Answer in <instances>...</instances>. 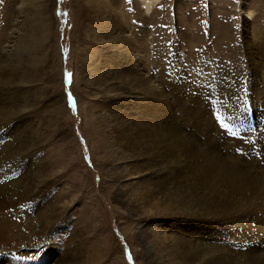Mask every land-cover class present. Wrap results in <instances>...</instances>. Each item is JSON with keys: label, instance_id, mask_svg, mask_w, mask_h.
<instances>
[{"label": "bare ground", "instance_id": "6f19581e", "mask_svg": "<svg viewBox=\"0 0 264 264\" xmlns=\"http://www.w3.org/2000/svg\"><path fill=\"white\" fill-rule=\"evenodd\" d=\"M82 1L94 7L104 23L91 32V40L97 45L92 53L86 54L83 45L71 49V57L76 59L75 84L85 74L90 85H99L104 95L99 102L109 106L104 109V115L107 113L108 125L113 128L119 166L130 177L126 183L143 185L147 198L159 208L165 199L181 195V204L167 206L170 213L163 210L164 220L171 221L160 227L165 235L164 251L170 258L169 264H264V183L260 188L248 176L239 179L240 168L251 166L261 169L253 177L264 182V132L257 139L243 135L232 141L228 137L232 138L234 133L215 122L211 109L214 99L223 101L216 108L224 109L220 123L227 126L236 121L248 122L247 115L242 114V98L246 97L252 104L262 102L264 106V24L257 13L258 1L243 0L239 5L246 13L240 20L244 36L241 49L253 72L252 82L248 84L250 92L246 86L243 89L242 79L229 77L228 70L225 73L221 68L218 70L221 60L195 51L196 43H201L195 33L189 35L191 44L195 45L190 44L187 52L180 54L174 50L166 55L168 35L155 23L156 8L162 0H134V8L125 0ZM210 1L215 3L210 6L213 15L224 12L233 16L232 8L238 6L237 0ZM188 2L175 0L172 4L178 19L191 28L193 14ZM12 4L17 7L11 13L15 19L11 25L14 36L7 44L5 57L14 54L23 65L33 55L39 33L47 64L55 37L53 16L49 11L47 17L36 21L35 14L36 26L31 29L27 0H12ZM229 5L231 10L227 9ZM78 17L75 11L76 25ZM213 22L219 33L217 45L220 39H233L219 20ZM19 24L23 35L15 37ZM2 44L0 38V49L5 45ZM88 69L92 73L87 74ZM0 74L5 75L3 71ZM206 86L216 93L212 94ZM4 89L9 88L0 90L1 96L9 93ZM2 111L4 108H0ZM190 113L195 115L190 117ZM25 117L22 115V119ZM6 123L7 129L0 135L1 145L7 140L5 134L15 127L14 123ZM195 132L197 143L190 137ZM25 174L21 169L17 178L11 179L7 171L3 175L0 169V207H3L0 264L62 263L79 237L75 231L68 233L64 225L59 227L60 223L67 224L64 211H44L51 206L48 194L55 186L46 174L43 181H36L35 175L29 177L26 190L35 187L30 196L5 190L11 181ZM193 193L198 196L197 202L192 198ZM47 239L52 240L51 245L43 244ZM13 250H20L15 258L21 261L11 258ZM51 250H59V257L49 253ZM28 257L37 260L28 262Z\"/></svg>", "mask_w": 264, "mask_h": 264}, {"label": "rangeland", "instance_id": "374dc122", "mask_svg": "<svg viewBox=\"0 0 264 264\" xmlns=\"http://www.w3.org/2000/svg\"><path fill=\"white\" fill-rule=\"evenodd\" d=\"M174 1L162 0L156 8L155 23L161 31L166 32L169 39L166 42L169 46L166 55H171L174 50L180 54L187 52L190 46L195 45L191 44L189 35L195 33L201 41L196 43L195 51L202 53L204 57L221 60L218 70L221 68L223 73L230 71L229 77L242 79L243 89H246L245 86L248 89L253 72L249 59L241 49L244 36L240 20L246 16L240 7L243 0L236 1L238 6L232 8L235 13L233 16L224 12L211 14L210 6L215 3L210 0H185L192 7L193 16L189 22L191 28L178 19L172 4ZM255 1L261 5L257 13H260L259 20L263 25L264 0ZM125 2L134 8V0ZM27 3L28 18L32 17L31 29L36 26L33 22L35 14L36 21H39L47 17L50 11L55 37L47 64L43 59L47 53L40 46L42 42L39 33L36 39L40 44L34 46L33 55L23 65L17 62L22 60L14 54L5 57L7 44L14 36V33L11 34V25L15 23V19L11 18L12 9L20 7V3L15 7L12 0H0V38L5 44L0 49V72L5 73L4 76L0 74V90L9 88L4 89L9 92L7 95H0V108H4L0 113V135L7 129L6 122L14 123L15 126L10 133L5 134L7 140L0 144L4 147L0 149V169L3 175L7 171L11 179L17 178L21 169L26 171L20 179L11 181L5 190H17L30 196L35 191V187L30 191L26 190L30 176L35 175L36 181H43L46 174L53 180L55 186L48 194L51 206L44 211H64L63 218L67 224L60 223L59 227L64 225L68 233L75 231L79 237L78 242L69 250L68 258L59 264H138V261L140 264H169L170 258L164 251L165 235L160 227H165L166 222L171 221L164 220L163 210L173 203L181 204V195L170 197V201L165 199L162 209L147 198L143 185L129 184L131 181L126 183L130 177L119 166V152L113 145V128L108 125L107 113L104 115V109L109 106L99 102L104 97L99 85L93 83V78V84L90 85L85 74L78 84L74 81L76 59L71 57V49L76 45H83L86 54L93 52V47L97 45L90 35L96 28H101L104 23L102 16L82 0H27ZM228 7L231 10V6ZM75 11L79 16L77 25L74 20ZM214 19L228 29L223 28L233 39H220L219 45L216 44L219 33L214 29ZM19 26L20 24L16 28L15 37L23 35ZM238 49L241 51L237 52ZM14 51L17 52L16 49ZM89 72L92 73L88 69L87 74ZM66 73H72L70 85L65 82ZM207 89L212 94L216 93L209 87ZM68 92L72 93L75 100V109L67 102ZM82 99L84 100L81 101ZM242 99L246 101L242 102V114L247 115L248 122L236 121L227 126L220 123L225 114L224 109L216 108L223 101L214 99L211 104L215 122L224 126L229 133H234L232 138L228 137L232 141L243 135H251L257 139L264 132L262 102L256 101L253 106L246 97ZM192 102L188 104L191 105ZM112 108L113 106L108 111ZM193 113L188 115L191 117L195 115ZM22 115L26 117L22 119ZM185 133L187 134V129ZM193 134L190 137L197 143V133L195 132V136ZM260 172L261 169L243 166L240 168L239 179L248 176L261 188L264 182L253 177ZM207 182L211 183V180ZM124 185L127 187H123ZM193 195L192 198L197 202V194ZM2 209L0 207V211ZM0 220L2 221L1 218ZM51 242V239H47L43 244L51 245ZM36 247L39 248V245ZM59 249L64 253L63 247ZM19 253L20 250H13L11 258L21 261L15 258ZM49 253L59 257V250H51ZM129 255L132 257L131 261L128 259ZM35 260L37 259L28 257V262Z\"/></svg>", "mask_w": 264, "mask_h": 264}, {"label": "snow or ice", "instance_id": "6c2138e0", "mask_svg": "<svg viewBox=\"0 0 264 264\" xmlns=\"http://www.w3.org/2000/svg\"><path fill=\"white\" fill-rule=\"evenodd\" d=\"M64 15H67V14L65 13ZM65 82L68 85H70L72 83V73H66ZM67 102L73 109H75V106H76L75 105V100H74L71 92L67 93ZM128 259H129V261L132 260L131 255L128 256Z\"/></svg>", "mask_w": 264, "mask_h": 264}]
</instances>
